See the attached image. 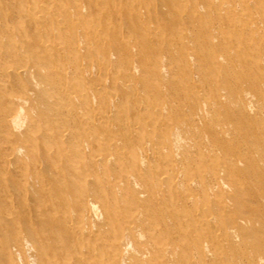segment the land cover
Instances as JSON below:
<instances>
[{
    "label": "bare ground",
    "instance_id": "1",
    "mask_svg": "<svg viewBox=\"0 0 264 264\" xmlns=\"http://www.w3.org/2000/svg\"><path fill=\"white\" fill-rule=\"evenodd\" d=\"M172 2L189 5L187 23H160ZM135 4L100 28L86 4L61 19L33 6L28 28L4 26L1 186L67 207L35 240L42 259L48 242L62 264H264L247 206L264 204V127L246 118L264 116V0ZM72 19L85 25L61 37ZM164 49L187 68L179 84Z\"/></svg>",
    "mask_w": 264,
    "mask_h": 264
},
{
    "label": "rangeland",
    "instance_id": "2",
    "mask_svg": "<svg viewBox=\"0 0 264 264\" xmlns=\"http://www.w3.org/2000/svg\"><path fill=\"white\" fill-rule=\"evenodd\" d=\"M116 1L118 4L116 3ZM120 1L122 3L119 2V0H51V1L50 0H0V29L3 30L4 26L10 27V25H12L10 28H13L14 31H18L19 28L22 26H24L23 28H25V26H27L28 28L29 25H31L32 20H31V17H29L27 14V11H28L27 9H30L33 6H42V7L44 6V8H47L51 5L50 7L56 8L55 12L56 13L58 12L57 13L58 15L60 14L59 16L61 17L59 18L61 19L63 15L65 16V12H66L64 11L65 8L72 9V8H76L77 6H80L83 4H86L87 6H89L90 11H93V13L95 12L97 13L96 14L97 16L96 15L94 16L95 22L93 24L95 25L96 22H98L97 28H100L99 25L100 26L102 25L101 21L103 20L118 21L119 19L122 21L124 20L126 21L129 15H132L133 13L135 14V12H137V6L135 4V0H120ZM154 1L157 4L162 3L163 5L164 3H166L167 0H153V1L143 0V2L145 3H154ZM113 3L114 5L116 3V5L115 6L112 5ZM59 4H61V7ZM63 6L65 8H62ZM169 7H171L172 9L169 8L168 10L167 7H165L166 9H164L165 17L164 19H161L160 21L162 25L169 26L173 24L174 22L176 24L188 22L186 13L187 11H189L188 9L189 5H187L186 2H182L181 4H178V5L175 4V6H174V3L172 2V4L169 5ZM178 10L184 11L182 15V19H180L178 16H175ZM107 11L111 12L109 15L110 18L106 16ZM173 11L175 14L174 16L172 15ZM143 12L144 14L146 13L145 11ZM117 13L119 15H117ZM84 14H86V12H84ZM58 15L55 18L50 19V21L55 23L56 22L55 19H58ZM80 25H82L81 22L77 23L73 21L72 19V26L69 23V25L66 24L59 29L61 33V37H65V38L68 37L74 26L76 27V29H80L85 24H83V26L81 27ZM0 34L1 35L3 34V36H7L8 33L6 30H3V32ZM168 38H170V36L167 37V39ZM163 40H164L163 38L161 39L160 36H157V38L154 40V46L157 49L160 48ZM183 41L184 40L182 38L175 37L174 43L177 44V47H180L181 42ZM149 46H151V49L154 48L152 44H149ZM166 49H164L163 52L160 50V52L168 59V60L166 59L167 63L171 65L172 70H174L173 72H175V75L173 76V78H171V80L179 84V82H182L181 79L185 80L187 76V68L185 64L180 61H178V63L172 62L170 60L171 57L170 58L168 57L172 55V52L170 51L166 53ZM178 50L179 52L176 51V55L179 57L181 55V51L179 48ZM68 53L69 51H66V54ZM73 55L74 54H72V57H75L76 60H72V65L69 66L72 68V72L74 71V68L77 66V62H76L77 60H81V59L86 60V61L88 60L86 59L87 57L85 56L84 53L80 57L73 56ZM207 66H210V63H208L206 67ZM208 70H210L209 67H208ZM209 81L211 82V80ZM158 82H160L159 79L158 81H156V83ZM202 85L204 86V84ZM141 99L143 100V97H141ZM133 100L135 99H131L128 101H133ZM144 100L149 102L151 101V98L147 97V99L144 98ZM0 108H1V105H0ZM130 115H132V112L130 113ZM246 118H248L250 125L264 127V116L263 115H258L253 112L250 114V116H247ZM120 119L121 118L119 117V120ZM243 121H246V120H243ZM2 139H3V136L0 133V156H1V152L6 148L5 142ZM23 182L24 181L18 180V185L19 186L20 185L22 186V184L24 185L25 182L24 183ZM1 185L2 184L0 183V264H47V262H50L51 264H62L64 262V254L61 253L60 249L56 251V249L50 243L47 242L46 252L48 254V258L42 259V257L40 256V251L38 247L36 246L37 244L35 240L37 236H41V237L46 236L47 228L45 227L47 225L43 228V224L44 223L48 224L49 222H52L55 219H59L60 215H62L61 212L64 211L65 208L67 209V207L63 205L60 199H48L46 197H43L42 199H32L30 196H27L25 198V196L18 195L19 190H14L11 183H9V185L7 186L8 188H3ZM7 193L10 194L11 198L10 197L5 198L4 195ZM242 194L243 195L241 196L245 198L244 200L246 202H248L249 200L246 199L248 198V192H242ZM28 197H30L31 199ZM52 200L53 201L56 200L55 203L59 204L58 211L57 210L55 211L54 209L50 208L49 203H51ZM69 206L72 211V200L71 199L68 204V208ZM247 206H249L250 211H253L252 213L253 218L259 220V222L253 227L259 233L261 231L264 232V204L261 203V205L258 206L257 204L253 202ZM69 221L70 223H67L68 224L67 227H70L72 225V220L69 219ZM25 240L28 241L32 250H28V251L24 250V246H25L24 242H26ZM69 261L72 264L76 262L74 259L69 260Z\"/></svg>",
    "mask_w": 264,
    "mask_h": 264
}]
</instances>
